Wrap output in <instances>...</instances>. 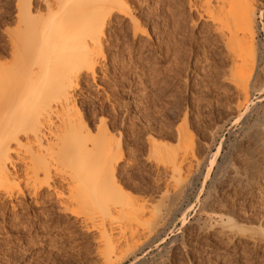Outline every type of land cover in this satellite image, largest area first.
Segmentation results:
<instances>
[{
    "label": "rangeland",
    "instance_id": "1",
    "mask_svg": "<svg viewBox=\"0 0 264 264\" xmlns=\"http://www.w3.org/2000/svg\"><path fill=\"white\" fill-rule=\"evenodd\" d=\"M31 1L34 14L47 12L43 0ZM188 1L195 8H190ZM222 1L133 0L141 28L150 36L134 39L129 18L118 15L114 25L107 28L98 75L95 79L88 73L82 76L78 105L92 134L102 133L97 126L103 119L109 133L117 137L114 140L122 141L115 149L116 159L123 152L114 162L115 182L129 202L136 207L141 203L137 210L144 211H139L136 218L152 219V225L157 216L164 217L158 218L159 226L150 242L143 241L147 225L141 227L144 222L139 225L138 219L129 220L121 210L113 219H101L100 224L113 226L118 232L116 238L120 237L119 248L111 249L112 257L126 253L118 264H264V141L253 143L257 134L260 139L264 134L259 130L264 127V91L254 92L259 87L254 89L252 83H245L254 103L238 119L242 91L224 78L233 73L239 61L234 64L230 60L233 54L216 27H223L220 19L230 13V5L226 7L228 3ZM245 2H253L255 8L258 64L264 75V0ZM20 3L24 5L21 0H0V72L5 74L9 71L17 75L27 64L28 53L15 40L23 28L18 15ZM59 111L46 115H60ZM149 137L165 144L164 158L151 148ZM219 145L220 152L211 165ZM248 163L253 172L257 169L253 174ZM55 169H48L50 176L57 174ZM234 169L251 172L239 181L231 175ZM17 174L15 180L20 181L25 195L0 203V264H100L102 252L111 251L110 243L100 241L98 229L86 231L83 215L88 208L71 201L68 210L62 211L46 187L37 204L25 189L29 182L25 172ZM58 176L55 181L60 185ZM248 179L253 180L252 186ZM12 202L19 203L17 215ZM191 204L187 220L182 221V212ZM231 208L246 220V235L229 237L226 215ZM86 222L91 225L90 220ZM135 227L139 234L143 230L141 237L136 230L133 237ZM138 239L143 244L130 252Z\"/></svg>",
    "mask_w": 264,
    "mask_h": 264
},
{
    "label": "bare ground",
    "instance_id": "2",
    "mask_svg": "<svg viewBox=\"0 0 264 264\" xmlns=\"http://www.w3.org/2000/svg\"><path fill=\"white\" fill-rule=\"evenodd\" d=\"M23 1L24 5L23 3H20L22 7L19 5L20 13L18 12V15L19 21H23L24 29L20 28L22 36L17 35L19 38L17 37L15 40L18 39L19 42L15 41V43L17 44L18 42L19 47H23L20 49H24L23 51L28 53V56L25 57L27 63L25 64L26 69L24 65V70L20 71L19 69L17 75L16 73L13 74V72L9 73V71L8 74L0 72V92L3 96L0 97V203H8L9 200L13 201L16 197L25 195L24 189L20 186V181L15 180L19 175L17 173L22 170L27 175L26 179H29L25 189L34 197L37 204H39L38 198L42 193L41 191L45 187L51 192V194H48L51 198L55 199L56 197V201L59 202L62 211L68 210V203L71 201L84 204L88 208L86 215H83L86 231L91 230V228L98 229L101 235L100 241H108L107 243H110V249H108L114 250L119 246L120 240L118 239L120 237L116 238L118 232L111 225L106 228L103 222L100 224L101 219L103 220L105 217L113 219L116 217V212L121 210L122 215L128 217L131 221L135 219L137 222L136 219L139 220V218L136 217L139 211H141V209L137 210V208L139 209L141 203H138V207H136L137 205L132 204L133 201L129 202V197L122 192L121 186L115 182L114 162L120 160L118 158L123 153L121 152L116 159L115 154L117 152L115 149L121 146L120 142L122 141L117 142L114 140L117 137L109 133L111 130L109 131L106 127V122H102L103 119L97 126H100L97 129H101L102 133H99V135L92 134L86 119L80 111L77 90L80 88V84H82L81 80L84 73L90 74L94 79L98 75L97 69L103 63L101 61L104 57V39L106 33H108L107 28L117 21V18L120 17L118 15H122L127 20L129 18L133 28L132 34L134 39L138 38L139 35H147V37L150 35L146 29L141 28L139 17L135 14L137 10L135 8L137 7L132 5L133 0H43L47 12L43 14L41 13L42 10H38L41 14L37 13V15L34 14L32 1L21 0V2ZM225 2L228 3L227 5L224 3L226 7L230 5L228 7L230 13L227 17L225 16V19L223 18L224 20L220 19L223 27L220 25V27L215 26L218 30L221 29L220 31L224 37H221V39L224 41L226 38L227 50H231V54H233L230 60L234 64L239 61L236 67L234 66L235 70L231 69L233 73L229 76L225 75L224 80L230 85L235 86V89L237 88L242 91L241 98L243 101L239 99L240 97L238 99L241 102L239 103L237 100L239 103L237 118L240 119L250 109V105L254 103L247 83H252L253 88L257 89L259 87L254 92L258 91L262 94L264 91V75H262V68L258 64L261 59L256 46L255 8L253 2L246 3L245 0H225ZM189 3L190 8L193 5V8H195V4ZM262 14L263 11L261 12V17ZM217 23L219 22L217 21ZM242 86L243 88H241ZM13 89L17 91L13 93ZM53 110H60V115H46L51 114ZM262 128L264 129V127H261L259 130L264 133ZM259 134H254L256 135L255 139L251 136L255 140L253 142L254 145L256 143L259 144L258 141H264V139L261 140L264 134L261 139L258 138ZM119 138L118 136V140ZM148 141L154 152L160 154L159 156L162 153V157L160 158H164L163 147L165 144L154 137H149ZM33 143L36 144L34 145ZM220 149L221 145L218 146L217 152L212 155L211 165L215 163L214 161ZM249 153L251 154V151ZM250 161L252 162V160ZM250 164L249 167H251ZM51 166L58 170L55 169L57 174H59L58 177L61 178L60 185L55 181L57 174H54L55 176L49 175L48 169ZM252 167V172L250 169L243 172L242 170L234 169V174L231 175L238 178L239 181L247 179V171L253 174L257 170L253 172ZM255 167L258 166L255 165ZM210 169L211 167L207 175ZM250 179L253 178L250 177ZM252 181L247 183L251 185ZM29 183L32 184L28 188ZM65 184H67L66 188H68L67 196H65L66 192H64ZM116 184H118L117 187ZM246 186L248 187L247 184ZM77 190H79L78 193ZM158 203L161 205L160 202ZM11 206L12 211L16 214L19 203L12 202ZM129 206H132L130 207L132 209L128 210ZM191 208L192 204L182 212V221L187 220ZM232 210L231 208L230 211L227 210L228 213L226 212L229 237L246 235V226L244 225L246 220L240 216L238 217L235 211ZM143 211L142 209L141 212ZM157 212L160 213V210ZM166 213L165 215L167 216L168 214ZM77 215L79 216L80 213H77ZM89 215H94V217ZM139 216L142 215L140 214ZM158 218H161V216H157L156 224L153 222L155 225L149 224V222H152V219L151 221L145 220L146 222L139 220L142 223L137 222L139 225L144 222L143 225H140L141 227L145 224L147 225V229L144 230L145 232L141 231L144 234V237H142L145 238L143 241H149L152 238L156 227L158 228L159 226ZM163 218L162 215L161 220ZM87 219L91 222L90 226L87 225ZM154 220L156 219L154 218ZM98 222L99 225L97 226ZM130 228L132 229V226ZM136 229L138 230L136 227L133 231L131 230L132 233L134 232L133 237L137 231ZM120 232L122 233V231ZM141 232L140 234L138 232L140 237L142 235ZM134 244L130 252L143 243L141 239H138ZM124 249H127V247ZM112 253V250L107 253L102 252L100 264H118L120 260L126 257L125 252L116 257H112Z\"/></svg>",
    "mask_w": 264,
    "mask_h": 264
}]
</instances>
